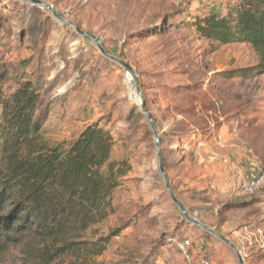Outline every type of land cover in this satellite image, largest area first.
<instances>
[{
	"label": "rangeland",
	"instance_id": "1",
	"mask_svg": "<svg viewBox=\"0 0 264 264\" xmlns=\"http://www.w3.org/2000/svg\"><path fill=\"white\" fill-rule=\"evenodd\" d=\"M41 1L131 66L143 96L133 98L128 70L50 11L0 0V127L1 103L31 82L39 95L42 147L98 125L114 139L111 160L130 166L115 194L116 212L68 236L72 246L51 251L20 221L1 224L0 264H39L45 254L48 264H239L231 247L190 224L171 199L144 108L159 133L172 191L188 215L231 240L244 264H264V50L222 45L196 27L212 12L227 16L239 0ZM2 143L0 136L1 187L10 179ZM256 168L263 184L246 193L241 179ZM16 204L15 198L5 202L0 218ZM107 237L101 255L79 252ZM186 241L187 253L180 248Z\"/></svg>",
	"mask_w": 264,
	"mask_h": 264
},
{
	"label": "trees",
	"instance_id": "2",
	"mask_svg": "<svg viewBox=\"0 0 264 264\" xmlns=\"http://www.w3.org/2000/svg\"><path fill=\"white\" fill-rule=\"evenodd\" d=\"M196 27L209 40L222 45L247 43L264 50V0H239L225 17L212 12L198 20ZM264 75V64L259 68ZM39 102L33 83L28 82L1 107L4 122L0 136L9 177L0 185V209L15 198L16 208L9 217L0 218L10 228L20 221L23 228L34 229L54 251L65 240L113 215L115 194L130 172L126 161H112L115 142L111 133L98 125L86 127L69 142L45 148L37 142L41 130L35 120ZM9 198V199H8ZM111 237L87 243L95 256L101 255ZM85 248V249H84ZM47 254L39 264H48Z\"/></svg>",
	"mask_w": 264,
	"mask_h": 264
},
{
	"label": "water",
	"instance_id": "3",
	"mask_svg": "<svg viewBox=\"0 0 264 264\" xmlns=\"http://www.w3.org/2000/svg\"><path fill=\"white\" fill-rule=\"evenodd\" d=\"M21 1H24L26 3L32 4V5H35V6L42 7L44 9H46L47 11H50L57 20L61 21L62 23L66 24V25L71 26L81 36L87 37V38L93 40L95 42V44L97 45L98 49L101 51V53L105 57H107V58L115 61L116 63H118L119 65H121L123 68H125L126 70H128L135 77L136 86H137L136 87L137 93H138L139 97H142L143 96L142 95V92H141L140 84H139V81H138V78H137V75H136L134 69L131 66H129L127 63H125L124 61H122L121 59H119L118 57H115V56L109 54L103 48V46L101 44V40L97 36H95L93 34H90V33H87V32L81 31L79 29V27L75 23H73L71 21H68L65 18H63L59 13H57L56 11H54L49 5H47L46 3H44L41 0H21ZM141 104H143V103L141 102ZM143 112H144V115L147 117V119L150 121L151 126H152V129H153V131L155 133V136L157 138V149H158V155H159L160 170H161V173L164 176L166 188H167V191H168L171 199L180 208L182 214L184 215V217L186 218V220L190 224H192V225L200 228L202 231H204V232H206L208 234H211L215 238H218L221 241H223L225 244H227L229 247H231L236 252V254H237L238 258H239V264H244V259L242 257V254H241L240 250L238 249V247L231 240H229L228 238H226L223 235L219 234L217 231L206 227L199 219L193 218V217L189 216L186 207L174 195V193L172 191V188L170 186V182H169L168 175H167L166 170H165V167H164L163 155H162V152H161V149H160V146H159L160 145L159 133H158V131L156 129L154 119H153L152 115L147 111L146 108L143 109Z\"/></svg>",
	"mask_w": 264,
	"mask_h": 264
},
{
	"label": "built area",
	"instance_id": "4",
	"mask_svg": "<svg viewBox=\"0 0 264 264\" xmlns=\"http://www.w3.org/2000/svg\"><path fill=\"white\" fill-rule=\"evenodd\" d=\"M127 81L133 87V93H132L133 98L136 99L138 102H140L139 95L137 93V90H136V87L133 81V77L130 73H127ZM254 165L256 166L257 164H254ZM249 172L250 171L247 170L246 175L244 176L243 179H241V188L246 193L258 191L259 188L263 184V177L261 176V173H260L261 171L259 168H256L252 177L248 176ZM190 246H191V242L186 241L180 245V248L182 249V251L187 253ZM204 264H207V263H204Z\"/></svg>",
	"mask_w": 264,
	"mask_h": 264
},
{
	"label": "crops",
	"instance_id": "5",
	"mask_svg": "<svg viewBox=\"0 0 264 264\" xmlns=\"http://www.w3.org/2000/svg\"><path fill=\"white\" fill-rule=\"evenodd\" d=\"M253 176V175H252Z\"/></svg>",
	"mask_w": 264,
	"mask_h": 264
}]
</instances>
